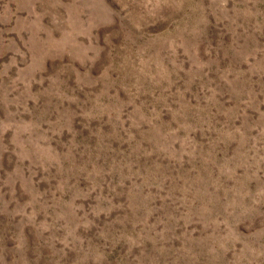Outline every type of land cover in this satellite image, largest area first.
Here are the masks:
<instances>
[{"label": "rangeland", "instance_id": "rangeland-1", "mask_svg": "<svg viewBox=\"0 0 264 264\" xmlns=\"http://www.w3.org/2000/svg\"><path fill=\"white\" fill-rule=\"evenodd\" d=\"M0 264H264V0H0Z\"/></svg>", "mask_w": 264, "mask_h": 264}]
</instances>
